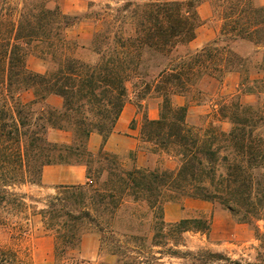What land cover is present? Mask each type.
<instances>
[{"label": "trees", "instance_id": "16d2710c", "mask_svg": "<svg viewBox=\"0 0 264 264\" xmlns=\"http://www.w3.org/2000/svg\"><path fill=\"white\" fill-rule=\"evenodd\" d=\"M89 1L94 6L96 0ZM202 1L120 0L69 16L44 0H0V211L24 214L27 196L14 190L40 185L47 165L86 169L85 183L58 186L37 213L53 237L55 264H66L88 234L114 264L190 257L182 250L184 234L208 238L212 222L197 217L167 223L164 206L185 199L219 205L253 230L264 251V101L240 99L264 97V5L208 0L219 23L216 37L199 50L181 52L195 39ZM81 20L97 27L87 47L94 63L78 58L85 45L67 36ZM31 55L46 64L44 73L27 67ZM230 72L240 78L237 94L215 108L228 130L211 122L187 125L202 81H221ZM129 83L140 100H161L158 118H144L140 127L141 148L177 159L176 170L137 168L134 153L128 167L102 146L88 150L92 134L104 144L113 132L129 100ZM51 96L61 99L60 107L45 105ZM177 96L191 100L175 106ZM49 130L68 132L70 143L50 142ZM216 261L240 264L219 253L208 254L204 263ZM0 264L27 262L19 251L0 247Z\"/></svg>", "mask_w": 264, "mask_h": 264}, {"label": "rangeland", "instance_id": "374dc122", "mask_svg": "<svg viewBox=\"0 0 264 264\" xmlns=\"http://www.w3.org/2000/svg\"><path fill=\"white\" fill-rule=\"evenodd\" d=\"M44 1L48 8L53 9L58 7L63 13L69 16H82L87 12L98 10L100 7L102 8L106 4L115 7L120 0H96L92 7H90L89 0ZM254 2L257 5H264V0H254ZM197 14L200 23L196 29L195 39L188 45L180 47L179 50L181 52L199 50L216 37L219 23L213 19L212 7L208 0H203L199 4ZM96 28V25L91 20H81V22L67 31L69 39L75 40L79 45H85V49L78 51L77 57L88 63H94L96 61V56L87 50L88 41ZM237 51L241 53L247 51V49L238 48ZM27 67L37 73H44L46 71V64L32 55L28 57ZM239 79V75L236 72H230L225 74L221 81L211 78L203 80L198 87L201 93L198 96L200 97V102L198 104L194 102L189 106L186 118L187 125L192 127H205L208 122H211L223 130H228L229 124L225 120L221 121L219 119V116L215 114L217 110L215 108H218L217 104L223 98L237 94L236 90ZM127 88L129 100L123 110L125 109L124 113L126 115L132 112L134 116L129 123V128H140L144 118L149 120L157 119L161 100L151 96L140 100L137 98L131 83L127 84ZM190 98L174 97L173 105L182 106L187 104V101L191 100ZM240 99L245 104H255L264 101V97L258 98V96L253 95H241ZM45 105L47 107H60L61 99L55 96L48 97ZM67 133L64 131L49 130L47 138L50 142L61 143L60 140H63L67 136ZM139 151L144 155V158L139 161L137 160L136 151L118 156L128 167L132 165V153H134V165L140 169L174 171L178 167L177 159L161 153L153 154L141 148L140 143ZM57 187H44L41 184H26L15 188L14 191L17 194H25L27 196L25 202L28 208L24 211V214L18 216H14L13 213L5 214L3 211H0V218L3 223L0 225V247L19 251L27 264H55L53 257V237L43 228L37 213L43 208L47 197L55 194ZM205 204L207 206L205 211H200V213L196 212L197 214L190 218H211L212 226L208 238L201 234H184L185 247L182 250L190 252L191 256L187 258L165 257L164 261L169 264H207L204 263V260L208 258V254L219 253L223 257L229 258L230 261H237L240 264H264V251L258 247L259 244L255 241L253 230L246 225V227H242L243 229L236 228L235 230L228 219L230 215H223L215 220L213 216L215 211H227L214 203L205 202ZM233 234L237 235L233 237ZM71 257L69 258L70 260L66 261V264H114L115 262V258L112 255L99 250V241L94 234L85 235L78 252L73 253ZM208 264L230 263L216 261Z\"/></svg>", "mask_w": 264, "mask_h": 264}, {"label": "crops", "instance_id": "0c3cea01", "mask_svg": "<svg viewBox=\"0 0 264 264\" xmlns=\"http://www.w3.org/2000/svg\"><path fill=\"white\" fill-rule=\"evenodd\" d=\"M124 110L117 120L113 132L104 144L100 135L92 134L90 136L88 141V150L90 152L96 153L102 146L103 150L108 153L123 155L128 152L136 151L138 161L144 158L143 153L139 151L138 134L140 128H129V123L134 116L132 112H129V114L126 115ZM70 141L71 135L67 133V136H65L63 140H60V144H69ZM85 176L86 169L82 165H47L43 167L41 173V185L44 187L79 185L85 183ZM206 209L207 206L204 201L197 199H185L181 204H166L163 208V216L167 223H174L181 219L195 216V214L200 213V211H205ZM223 215L226 216L230 214L227 212L217 211L213 214L215 220ZM229 217L230 218L228 219L230 224L235 230L236 228L243 229L242 227H246L243 224L237 223L231 215ZM236 235L233 234V237Z\"/></svg>", "mask_w": 264, "mask_h": 264}]
</instances>
